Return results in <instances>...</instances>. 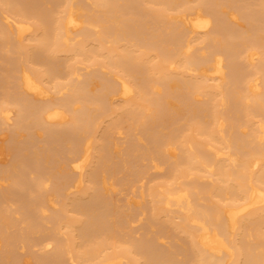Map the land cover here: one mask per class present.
Here are the masks:
<instances>
[{
	"label": "bare ground",
	"instance_id": "1",
	"mask_svg": "<svg viewBox=\"0 0 264 264\" xmlns=\"http://www.w3.org/2000/svg\"><path fill=\"white\" fill-rule=\"evenodd\" d=\"M0 61V264H264V0H0Z\"/></svg>",
	"mask_w": 264,
	"mask_h": 264
},
{
	"label": "rangeland",
	"instance_id": "2",
	"mask_svg": "<svg viewBox=\"0 0 264 264\" xmlns=\"http://www.w3.org/2000/svg\"><path fill=\"white\" fill-rule=\"evenodd\" d=\"M0 63H1V61H0ZM40 144H39V142L38 143H36V146L38 147ZM41 146H39V148H40Z\"/></svg>",
	"mask_w": 264,
	"mask_h": 264
}]
</instances>
